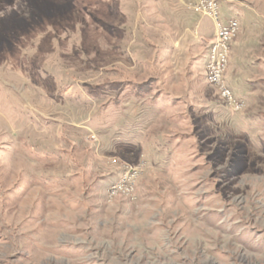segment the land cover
<instances>
[{"label": "rangeland", "instance_id": "374dc122", "mask_svg": "<svg viewBox=\"0 0 264 264\" xmlns=\"http://www.w3.org/2000/svg\"><path fill=\"white\" fill-rule=\"evenodd\" d=\"M188 1L0 0V264H264V0L218 7L240 113Z\"/></svg>", "mask_w": 264, "mask_h": 264}, {"label": "built area", "instance_id": "2783aa9c", "mask_svg": "<svg viewBox=\"0 0 264 264\" xmlns=\"http://www.w3.org/2000/svg\"><path fill=\"white\" fill-rule=\"evenodd\" d=\"M222 3L236 2L235 0H190L184 4V7L193 14L206 16L212 20L215 29L213 40L208 46L205 81L208 85L217 89L218 97L228 111L240 113L244 109V102L234 95L226 80L230 59V44L237 37L240 27L235 18H229L225 22L219 20L218 7ZM136 171L134 169L133 171L130 170L128 174L122 175L118 181L109 185L108 196L113 197L117 194H123L129 197L133 192Z\"/></svg>", "mask_w": 264, "mask_h": 264}, {"label": "crops", "instance_id": "0c3cea01", "mask_svg": "<svg viewBox=\"0 0 264 264\" xmlns=\"http://www.w3.org/2000/svg\"><path fill=\"white\" fill-rule=\"evenodd\" d=\"M175 1H177L178 3H179V1H180L181 3H183V0H175ZM187 11H188V10H187ZM187 11H186V12L184 11V13L193 14L192 12H190V11L187 12ZM194 15H195V14H194ZM183 17L186 19V21H187V23H188V16H185V15H184ZM239 31H240V30H239ZM239 36H240V35H238V36L232 41L233 43H236L237 46L234 47V48H231V50H230L231 53L235 52L236 49L241 53V48L238 47V46H239L238 42H240V41H239V40H240V37H239ZM212 40H213V38H212ZM212 40H211V41H212ZM211 41H210V42H211ZM141 100H142V99H141ZM144 100H145V99H144Z\"/></svg>", "mask_w": 264, "mask_h": 264}, {"label": "trees", "instance_id": "16d2710c", "mask_svg": "<svg viewBox=\"0 0 264 264\" xmlns=\"http://www.w3.org/2000/svg\"><path fill=\"white\" fill-rule=\"evenodd\" d=\"M140 85H141V84H140ZM143 94H144V92H143V93H139V94H138V95H139V98H141L140 96L143 95ZM144 95H145V94H144Z\"/></svg>", "mask_w": 264, "mask_h": 264}]
</instances>
